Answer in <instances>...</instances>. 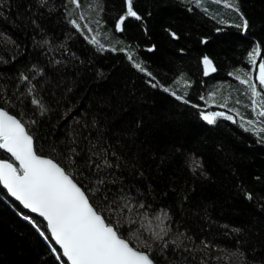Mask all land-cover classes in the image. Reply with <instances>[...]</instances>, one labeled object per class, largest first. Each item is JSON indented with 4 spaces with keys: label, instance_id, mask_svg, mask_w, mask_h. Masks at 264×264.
I'll list each match as a JSON object with an SVG mask.
<instances>
[{
    "label": "snow or ice",
    "instance_id": "snow-or-ice-1",
    "mask_svg": "<svg viewBox=\"0 0 264 264\" xmlns=\"http://www.w3.org/2000/svg\"><path fill=\"white\" fill-rule=\"evenodd\" d=\"M186 2L203 7V0ZM220 3L239 14L238 21L219 16L220 23L248 32L249 18L238 3L235 0L231 3L220 0ZM68 5L65 9L68 23L85 33L100 51H123L134 69L147 77V86L163 89L187 104L194 103L186 89L183 94L178 93L143 62L137 61L132 54L134 49L127 45L119 47L121 41L101 42L103 26L108 23L101 15L104 12L101 0L89 5L95 7V27L88 25L84 12L77 16L69 10L81 8V0H68ZM13 6V0H0V23L9 22L16 27L19 18L21 23L31 24L35 35L46 34L41 14L43 9L52 7L51 0H26L23 5L17 2L16 13L10 11ZM21 6L27 12L26 17L19 11ZM129 18L143 20L135 0H122L121 10L113 21L114 29L124 32ZM168 32L174 38L179 36L172 28ZM207 40V36L202 37V41ZM33 43L44 51L51 46L49 39ZM0 47L14 51L21 45L14 32L0 27ZM147 47L155 49L156 45ZM65 50L75 57L70 49L65 47ZM260 54L261 42L255 41L246 56L251 69L241 67L237 70L239 75L233 72L246 86L247 107L254 116L241 114L238 107L230 111L203 110L218 103L216 91L201 95L199 99L206 103L194 106L201 109L199 115L204 121L215 124L218 117L236 121L264 143V58L258 61ZM13 61L19 63L15 55L10 60L0 56V63ZM201 61L205 75L216 71L209 55H202ZM48 63L45 61V65ZM50 63L52 67L35 62L26 65L17 70L9 86L0 87V157H3L0 158V201L11 202L9 206L30 222L46 242L49 259H42L39 264H49V260L51 264H195L188 260L189 256L209 264L208 249L223 246L202 233L193 234L181 215L185 203L192 200L195 186L163 193L173 198L171 205L165 207L166 201L159 200L160 192L144 183L142 160L146 149L141 137L144 122L132 112L133 93L118 87L102 89L97 83L106 79L102 69L91 77L76 73L69 77L66 70L61 71L68 61L56 59ZM183 76L181 73L176 80ZM193 83L183 79L185 86ZM224 99L227 101L229 97ZM235 103L239 105L242 101L237 99ZM223 106L228 108L227 103ZM191 171L196 176L208 175L199 157L192 161ZM244 194L253 198L250 191ZM245 231L235 227L230 234H241L242 238ZM223 251L224 257H212L217 264L221 260L230 264L234 256L238 264H264V256L259 260L250 258L242 247ZM177 253H180L178 259Z\"/></svg>",
    "mask_w": 264,
    "mask_h": 264
},
{
    "label": "trees",
    "instance_id": "trees-1",
    "mask_svg": "<svg viewBox=\"0 0 264 264\" xmlns=\"http://www.w3.org/2000/svg\"><path fill=\"white\" fill-rule=\"evenodd\" d=\"M17 2L23 5L26 0H13L12 13L17 11ZM96 2L81 0V8L69 10L77 16L84 12L88 25L95 27V7L89 8V5ZM203 2L208 9L186 0H135L143 20L129 18L126 30L119 32L114 29L113 21L121 10L122 0H101L104 8L101 15L108 21L103 26L101 42L117 44L121 41L119 47L127 45L134 49V58L148 66L162 82L171 84L180 94L186 89L188 98L194 102L192 105L179 101L163 89L147 86V77L134 69L126 53L111 49L100 51L85 33L74 29L66 19L68 0H51L52 7L42 10L41 24L46 34L35 35L31 24L21 23L19 18L16 27L9 22L0 23V27L15 33L21 45L14 51L0 47V56L10 60L15 55L19 60V63H0V87L9 86L18 69L34 62L52 67V60H66L68 63L61 71L66 70L69 77L73 73L91 77L102 69L106 79L97 81L100 87L104 90L118 87L133 93L132 112L143 119L144 183L160 192L159 200L166 201L165 207L171 205L173 198L165 197L163 193L171 194L174 189L195 186L192 200L185 203L181 215L193 234L202 233L223 246L208 249L209 264H217L213 256L224 257V248L233 250L236 247H242L250 258L259 260L264 256V143L236 121L221 117L215 124L204 121L199 115L201 109L194 105L205 104L206 101L199 97L216 91L218 103L203 110L230 111L232 107H238L241 114L249 118L254 116L247 107L246 86L233 72L239 75V68L251 69L246 56L255 41L261 42L257 60L264 58V0H235L249 18L248 32L220 23L219 16L238 21L239 14L233 8L220 0ZM19 11L27 16L23 6ZM214 16L217 18L213 19ZM169 28L178 32V38L170 35ZM217 28L221 31H216ZM204 36L208 37L207 41H202ZM45 39L51 40L47 51L33 43ZM151 44L156 48L147 47ZM65 47L75 54L74 58ZM181 48L185 51L181 52ZM204 54L209 55L216 66V71L207 75L201 61ZM45 61L49 63L45 65ZM181 73L183 79L194 83L185 86L183 79L177 81ZM225 96L229 97L227 101ZM237 99L242 103L237 105ZM225 103L227 109L223 106ZM178 149L182 151H176ZM190 153L194 154L191 157L202 160L207 176L192 173ZM245 191L252 192L253 198L249 199ZM10 203L0 201V264H39L40 260L49 259L46 242L30 222L19 217ZM235 227L246 230L242 238L241 234H230L231 228ZM179 256L177 253L176 258ZM188 260L202 264L195 257L189 256ZM220 264L229 262L221 260ZM230 264H238L235 256Z\"/></svg>",
    "mask_w": 264,
    "mask_h": 264
},
{
    "label": "rangeland",
    "instance_id": "rangeland-1",
    "mask_svg": "<svg viewBox=\"0 0 264 264\" xmlns=\"http://www.w3.org/2000/svg\"><path fill=\"white\" fill-rule=\"evenodd\" d=\"M203 4H205V3L203 2ZM203 7H205V8L208 9V6H207V5H205V6H203ZM194 159H195L194 157H191V159H190V164H192V161H193Z\"/></svg>",
    "mask_w": 264,
    "mask_h": 264
},
{
    "label": "water",
    "instance_id": "water-1",
    "mask_svg": "<svg viewBox=\"0 0 264 264\" xmlns=\"http://www.w3.org/2000/svg\"><path fill=\"white\" fill-rule=\"evenodd\" d=\"M209 74V73H208ZM13 201H14V198H13ZM26 212H29V214H30V211L29 210H25ZM35 215V214H34Z\"/></svg>",
    "mask_w": 264,
    "mask_h": 264
}]
</instances>
